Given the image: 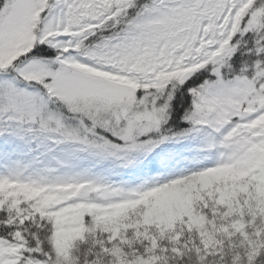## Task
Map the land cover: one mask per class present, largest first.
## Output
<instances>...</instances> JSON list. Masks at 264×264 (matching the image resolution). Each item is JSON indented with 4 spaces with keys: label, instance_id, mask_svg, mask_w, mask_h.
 <instances>
[{
    "label": "snow or ice",
    "instance_id": "6c2138e0",
    "mask_svg": "<svg viewBox=\"0 0 264 264\" xmlns=\"http://www.w3.org/2000/svg\"><path fill=\"white\" fill-rule=\"evenodd\" d=\"M0 264H264V0H0Z\"/></svg>",
    "mask_w": 264,
    "mask_h": 264
}]
</instances>
